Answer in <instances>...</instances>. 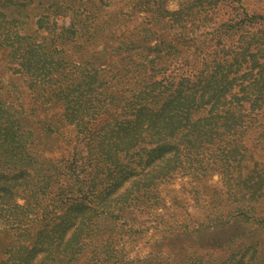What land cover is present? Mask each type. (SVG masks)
I'll return each mask as SVG.
<instances>
[{"label":"rangeland","instance_id":"374dc122","mask_svg":"<svg viewBox=\"0 0 264 264\" xmlns=\"http://www.w3.org/2000/svg\"><path fill=\"white\" fill-rule=\"evenodd\" d=\"M213 1L0 0V126L7 124L16 134L27 133L30 126L37 128L38 124L30 112L15 111L8 103L10 94L18 96L16 102L24 104L26 110L36 109L41 118L59 111L58 106L52 109L39 104V100H47L48 93L42 90L44 84L39 83V77H30L22 67L27 42L45 46V55L58 54L56 41L62 39L57 34L73 19L81 23L77 26L89 31L102 25V19H109L101 36L89 43L78 39L75 45L93 48L99 42L98 46H102L110 43L109 35L133 33L135 26H141L142 30L156 31H146L151 34L147 51L149 58L160 61L159 56L169 50L168 44L187 50L188 45L200 44L220 27L225 31L221 42L238 51L239 54L234 53L238 61L246 57L232 87V92L246 97L242 107L232 109V114L238 113L241 120L236 131L228 132L226 142L211 145L199 155L204 167L193 170L182 164L171 182L159 185L155 197L142 203L147 198L143 196L137 206L132 205L129 217H87L81 207H73L74 213L65 214L64 218L54 214L40 217L32 200L50 171L44 162L47 160L20 161L0 154V184L5 185L0 188V261L11 253L5 252L10 243L18 256L10 264L21 258H25V264H264V66L255 67L264 59V22L250 23L251 31L236 45L229 25L241 8L226 3L213 16L195 12ZM240 6L249 15L264 14V0H241ZM39 23L42 27H38ZM177 24L184 25L182 34L176 33ZM23 36H31L32 40ZM83 39L90 38L84 35ZM137 43L145 46L144 40ZM251 49H259L258 61L252 63L261 74L255 82H251L254 79L249 74L239 76L249 70ZM231 62L234 64L235 60L232 58ZM236 64L231 67L233 71ZM254 96L258 100L252 104ZM63 124L61 130L68 136L74 128L73 119ZM0 132L3 136L2 128ZM23 137L32 139L31 135ZM240 207L247 210L245 215L234 216ZM65 248L78 253L64 257ZM49 256H56V260ZM27 257L32 263H27Z\"/></svg>","mask_w":264,"mask_h":264},{"label":"trees","instance_id":"16d2710c","mask_svg":"<svg viewBox=\"0 0 264 264\" xmlns=\"http://www.w3.org/2000/svg\"><path fill=\"white\" fill-rule=\"evenodd\" d=\"M240 1L214 0L205 6L201 4L195 12L213 16L226 3L240 7L241 12L229 25L233 29L230 35L236 36L234 44L238 45L243 35L251 31L250 23L264 22L263 13L249 15ZM102 21V25L89 31L77 26L81 23L73 19L57 34L62 39L56 41L60 47L58 54L45 55V46L27 42L22 67L26 74L39 77V83L44 84L41 88L48 97L46 101L39 100V104L52 109L58 106L57 113L41 118L36 109L26 110L24 104L17 103L18 96L9 95L8 103L15 111L30 112L36 116L38 126L16 134L7 124L1 125L0 154L5 159L20 161L47 160L44 162L50 171L32 200L40 217L54 214L64 218L65 214L74 213L73 207H81L87 217L99 214L129 217L128 209L137 206L143 196L147 198L142 203L155 197L159 185L171 182L182 164L193 170L203 166L199 155L211 145L226 142L228 132L234 133L241 123L239 114H232V109L242 107L246 97L232 92V87L236 73H240L238 67L246 57L238 61L234 56L238 51L221 42L225 31L220 27L200 44L188 45L187 50L168 44L165 48L169 50L159 56L161 60L154 61L147 51L148 39L156 32L151 28L146 29L153 31L150 35L141 26H135L137 30L133 33L111 34L107 38L110 43L104 42L102 46H98L99 42L93 48L75 45L78 39L89 43L101 36L109 19ZM183 26H175L177 34H182ZM84 35L90 39H83ZM23 38L32 40L31 36ZM137 40H144L145 46H140ZM258 52L259 49L248 51L249 70L239 75L249 74L254 79L251 82L261 76L255 67L264 66V59L255 67L252 64L258 61ZM232 58L237 63L234 71ZM254 97L252 104L258 100ZM2 107L0 99V121ZM70 118L74 128L67 136L61 128ZM23 135H31L32 139L25 140ZM4 187V183L0 184L1 189ZM244 211L247 210L240 207L233 214L245 215ZM8 245L5 252L11 253L0 264L18 259L11 244ZM68 250H62L66 252L64 257L78 253ZM29 257L26 261L32 263ZM55 257L49 256L50 260ZM25 263V258H21L16 264Z\"/></svg>","mask_w":264,"mask_h":264}]
</instances>
